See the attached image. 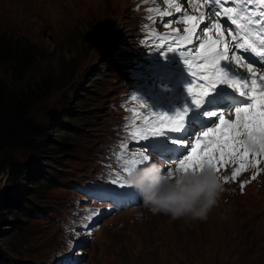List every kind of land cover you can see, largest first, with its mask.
Masks as SVG:
<instances>
[{
	"label": "rangeland",
	"instance_id": "rangeland-1",
	"mask_svg": "<svg viewBox=\"0 0 264 264\" xmlns=\"http://www.w3.org/2000/svg\"><path fill=\"white\" fill-rule=\"evenodd\" d=\"M134 2L14 0L8 5L0 2L1 9L10 12L6 20L0 17V30L6 34L12 31L30 42L36 59L45 56L44 52H52L53 56L50 60L47 57L43 64L55 66L58 57L75 63L71 83L65 87L60 84L33 109L37 121L56 122L58 127L64 121L75 136L69 140L70 151L58 157L64 171L56 177L54 185L35 188L26 184L21 189L24 194L42 196L44 203L33 211L23 238L18 240L24 259H41L48 250L61 244L59 225L53 226L51 217L57 208L65 211L64 205L71 201V196H66L68 182L77 172L90 171L95 165L91 150L99 148L108 138L115 120L110 114L103 122L104 114L114 112L117 102L128 98L114 96L119 79L108 66L115 47L119 49L118 43H134L133 37L128 36L136 26V16L131 10ZM108 102L111 107L106 109ZM131 111L123 108L117 112L126 115ZM81 130L84 141L80 140ZM44 155L47 154L23 149L13 152L14 158L24 165L31 164L37 156L45 159ZM8 186L15 187L8 183L5 174H0V197ZM224 189L205 221L190 217L172 220L164 214H152L143 206L114 216L87 249L86 264H264V186H253L245 192L233 186ZM37 200L31 202L39 204ZM53 207L56 210H50ZM141 213L143 218L138 219ZM21 221L0 229V248H8L1 237L14 231V225ZM10 255L17 259L15 253Z\"/></svg>",
	"mask_w": 264,
	"mask_h": 264
},
{
	"label": "trees",
	"instance_id": "trees-1",
	"mask_svg": "<svg viewBox=\"0 0 264 264\" xmlns=\"http://www.w3.org/2000/svg\"><path fill=\"white\" fill-rule=\"evenodd\" d=\"M34 53L30 42L23 37H17L12 31L0 33V173H6L8 183L15 185L13 188L8 186L0 197V229L22 220L21 224L14 225V231L1 237L8 248H0V264H10V253H15L17 260H24L18 240L23 238L27 229L25 220L31 210L28 202L43 198L24 194L21 188L26 184L35 188L55 184V172L47 173L41 169L36 171L35 179H31L34 174L30 173V163L24 165L17 161L13 156L14 150L48 155L61 153L62 144L67 143L68 136L72 135L67 129L59 130L56 122L37 121L32 113L36 104L56 87L71 83L75 63L72 59L66 61V58L58 57L55 66L48 62L43 64L47 57L50 60L52 52H44L46 55L38 59Z\"/></svg>",
	"mask_w": 264,
	"mask_h": 264
},
{
	"label": "snow or ice",
	"instance_id": "snow-or-ice-1",
	"mask_svg": "<svg viewBox=\"0 0 264 264\" xmlns=\"http://www.w3.org/2000/svg\"><path fill=\"white\" fill-rule=\"evenodd\" d=\"M221 0H211L209 7V15L220 16V11L215 8V5L220 3ZM229 11V10H225ZM264 11V9H262ZM189 19H192L189 17ZM203 19V16L200 18ZM231 20L232 25H236V20L228 17ZM257 24L260 25L257 31L264 34V21L257 19ZM200 21H196L192 25V32H195L196 28L199 27ZM207 24L204 25L206 29ZM225 30L229 29L228 24L223 25ZM212 28L219 30L221 23H215ZM235 30V29H233ZM187 31V30H186ZM203 32L204 29H201ZM211 39V38H210ZM260 51H257L256 47L251 45H244L241 47V42L236 41L232 47H218L222 45L223 40L218 39L211 41L209 46L205 48L204 43H200V48L204 51L201 53V59L198 62L200 70L196 71L193 69L191 63L187 57L184 58V65H187V72L192 78V83L187 86V93L191 97L192 104L200 107L210 95V93L217 87V85L225 84L230 88L236 90L240 96L246 97L250 100V103L243 104L242 107L235 108L236 119L234 121H228L224 118V113L216 111L209 112V116H217L219 124L215 128H208L207 131H201L202 135L197 137L195 143H193L192 136L185 127V118L188 114V108L185 107L183 111L177 110L172 115H165V112H153L155 120L152 123H148L141 130L142 135L140 138L149 139V137H161V139L150 140L151 144H154L162 150H175V146L178 144H187V147L183 148L185 153H188L189 148L191 152L188 153L184 159L176 166V170H188L198 171L203 166L208 165L214 168L218 173L220 167H223L228 163L229 158L236 159L237 157L243 158L251 153L253 156L258 154H264V74L257 76L252 63L248 62L243 55L246 52L255 53L256 56L264 58V39L260 42ZM239 49V54H236ZM170 51H175L170 49ZM229 53H232L230 57ZM222 61H229L237 69L243 68L248 73L247 79H240L238 77H229V73L221 67ZM247 61V62H245ZM198 78H202L204 81L203 85H196L194 81ZM259 80L260 83V96L249 95L248 93L254 90L253 87H249V81L254 86ZM199 88L197 92L195 89ZM243 89H247V92ZM167 126L168 130L164 131V127ZM176 133L178 135L173 136ZM249 136L251 139L260 143V151H249L241 139L243 136ZM135 138V137H134ZM171 142V143H170ZM241 149L243 151L241 152ZM149 156L140 153L138 156H134L130 160L124 162V172L127 174L137 165L144 166L149 161ZM218 165L220 167H218ZM169 171V170H165ZM237 171L232 173V179L234 180L237 175ZM255 178V177H253ZM228 177H222L223 182H228ZM123 186L131 188L129 185L124 183Z\"/></svg>",
	"mask_w": 264,
	"mask_h": 264
},
{
	"label": "clouds",
	"instance_id": "clouds-1",
	"mask_svg": "<svg viewBox=\"0 0 264 264\" xmlns=\"http://www.w3.org/2000/svg\"><path fill=\"white\" fill-rule=\"evenodd\" d=\"M249 151H260V143L245 135L241 138ZM124 183L142 197L143 207L152 214H164L172 220L190 217L205 221L225 191L222 177L213 167L187 172L176 168L169 171L153 161L133 168L124 177ZM143 214L138 215L142 219Z\"/></svg>",
	"mask_w": 264,
	"mask_h": 264
},
{
	"label": "bare ground",
	"instance_id": "bare-ground-1",
	"mask_svg": "<svg viewBox=\"0 0 264 264\" xmlns=\"http://www.w3.org/2000/svg\"><path fill=\"white\" fill-rule=\"evenodd\" d=\"M0 2H2V3H5V4H12V3H14V0H0ZM120 39V38H119ZM121 213H123V212H120V214ZM153 225H155V224H153ZM10 233V232H9ZM26 240V239H25ZM20 245H22V244H20ZM15 251V250H14Z\"/></svg>",
	"mask_w": 264,
	"mask_h": 264
}]
</instances>
